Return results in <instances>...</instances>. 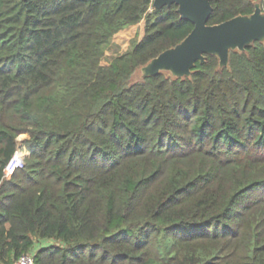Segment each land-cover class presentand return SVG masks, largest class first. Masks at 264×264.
<instances>
[{
	"label": "trees",
	"instance_id": "trees-1",
	"mask_svg": "<svg viewBox=\"0 0 264 264\" xmlns=\"http://www.w3.org/2000/svg\"><path fill=\"white\" fill-rule=\"evenodd\" d=\"M151 5L0 0V264H264V42L133 82L193 30Z\"/></svg>",
	"mask_w": 264,
	"mask_h": 264
},
{
	"label": "water",
	"instance_id": "water-1",
	"mask_svg": "<svg viewBox=\"0 0 264 264\" xmlns=\"http://www.w3.org/2000/svg\"><path fill=\"white\" fill-rule=\"evenodd\" d=\"M175 5L180 19L193 24V30L176 47L169 49L152 59L141 70L143 78L169 72L176 78L189 77L195 62L203 63L205 55L218 59L219 67L228 65L229 53L243 52L251 43L264 41V13L260 5H254L249 16H237L218 25H207L212 13L208 0H153L152 8L160 9ZM14 153L12 165L16 164ZM11 166V167H12Z\"/></svg>",
	"mask_w": 264,
	"mask_h": 264
},
{
	"label": "rangeland",
	"instance_id": "rangeland-1",
	"mask_svg": "<svg viewBox=\"0 0 264 264\" xmlns=\"http://www.w3.org/2000/svg\"><path fill=\"white\" fill-rule=\"evenodd\" d=\"M257 3H258V2H256V4H257ZM151 7H152V5H151ZM143 28H144V21H142V22H141L136 28H134V30H132V31L135 32L134 34L132 33V31H129V32L125 33V34H124V37L126 38V42H125V43L129 42V40L133 39V37H135V36H137L138 40H140V38L143 36V32H144ZM263 42H264V41H263ZM108 56H109V55H108ZM108 58H109V57H108ZM141 68H142V67H141ZM141 68L138 69V70L134 73V75H133V79H132L133 82H137V81H140V80L143 79L144 74H143ZM162 73H165V74H166L167 76H169V77L176 78L175 76H173V75H172L171 73H169V72H164V71H163ZM182 78H184V77H182ZM26 138H27L26 136H21V137L17 140V161H16V164H17L18 162H22L23 159H24L25 157L28 156V153L23 149V142H24V140H25ZM12 172H13V168H11V169H8V168H7L6 171H5L6 178H9V177L11 176Z\"/></svg>",
	"mask_w": 264,
	"mask_h": 264
},
{
	"label": "built area",
	"instance_id": "built-area-1",
	"mask_svg": "<svg viewBox=\"0 0 264 264\" xmlns=\"http://www.w3.org/2000/svg\"><path fill=\"white\" fill-rule=\"evenodd\" d=\"M149 11H151V9H149ZM7 168L11 169L12 167L8 166ZM13 264H34V254H24L18 257Z\"/></svg>",
	"mask_w": 264,
	"mask_h": 264
},
{
	"label": "bare ground",
	"instance_id": "bare-ground-1",
	"mask_svg": "<svg viewBox=\"0 0 264 264\" xmlns=\"http://www.w3.org/2000/svg\"><path fill=\"white\" fill-rule=\"evenodd\" d=\"M16 161H17V154H16Z\"/></svg>",
	"mask_w": 264,
	"mask_h": 264
}]
</instances>
